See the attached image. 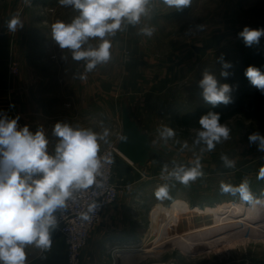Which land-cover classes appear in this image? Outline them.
I'll return each instance as SVG.
<instances>
[{"label": "rangeland", "instance_id": "374dc122", "mask_svg": "<svg viewBox=\"0 0 264 264\" xmlns=\"http://www.w3.org/2000/svg\"><path fill=\"white\" fill-rule=\"evenodd\" d=\"M78 14L72 7L62 6L59 0H30L27 4L25 0H0V36L15 37L11 66L13 62L19 74L14 77L22 74L26 83L36 79L43 86L49 83L59 86L49 88L48 92L43 90L44 98L52 93L60 104L69 103L70 117L84 121L87 130L95 128L94 132L103 133L107 129L109 135L106 142L100 141L99 153L116 148L117 167L131 168L135 179L121 186L120 195L128 209L127 230L147 235L132 242L140 246L148 239L143 251L146 255L121 256L114 249V260L117 257L119 264H264V211L255 219L228 213L230 215H224L227 222H233H222L219 226L216 222L221 221L222 216L216 219L212 215L182 213L174 226L163 213L155 216L160 209H170L176 200L190 208L201 209L226 203L254 206L255 203L244 202L239 194L222 193V182L238 186L247 179L254 198L264 201V179L257 178L264 166V152L248 140L254 131L264 135V113H239L227 120L224 125L231 129L230 139L218 143L212 151L201 152L205 146L194 143L200 127L187 129L178 125L185 116L213 108L203 100L198 86L204 71L214 74L220 83H229L236 92L247 89L244 99L264 95L244 75L249 65L264 73V37L258 45L246 47L238 36L245 26L264 28V0H191L188 7L167 15L153 13L147 22L138 26L136 43L117 37L119 31L107 37L112 45L111 59L91 72H85V61L73 60L71 52L61 49L52 38L55 22L71 23ZM13 15H18L24 25L16 32L7 28ZM145 26L155 29L151 37L139 34ZM99 43V39L89 41L93 47ZM132 53L136 59L131 61ZM221 56L232 64L227 79L220 75L223 71L219 62ZM144 58H148L158 72L171 67L173 83L160 90L148 86V91H143L147 99L137 103L141 87L129 75V67L144 64ZM82 74L87 78L81 80ZM94 94L101 97L96 119L91 117L89 107ZM232 97L234 102L233 94ZM109 100L118 105L113 114ZM124 106L131 113L130 121L139 139V163L130 161L119 151L125 136ZM165 125L176 132L175 137L167 141L159 136V129ZM185 141L188 148H182ZM222 155L234 160L235 168L226 167ZM197 156L204 173L197 180L184 185L175 178L162 179V174L167 175L162 173L165 165L169 172L177 166L189 168ZM164 184L169 186L170 198L158 200L154 192Z\"/></svg>", "mask_w": 264, "mask_h": 264}, {"label": "clouds", "instance_id": "9594fccd", "mask_svg": "<svg viewBox=\"0 0 264 264\" xmlns=\"http://www.w3.org/2000/svg\"><path fill=\"white\" fill-rule=\"evenodd\" d=\"M29 2L25 0L26 4ZM59 3L72 7L79 14L71 23L55 22L52 38L61 49L71 52L73 60L85 61V72H91L97 65L106 64L111 59L112 45L107 37L122 30V25L139 24L141 18L148 15L150 0H59ZM163 3L180 10L188 7L191 0H163ZM23 27L18 15H13L7 22L10 32ZM154 31V28L145 26L139 34L151 37ZM238 36L246 47L258 45L264 37V28L245 26ZM92 39H99L98 46L89 44ZM219 62L223 69L220 75L227 79L232 64L223 56L219 57ZM244 75L252 86L264 94V73L259 68L249 65ZM86 78L83 74L80 76L81 80ZM198 86L203 100L213 107L233 103V86L220 83L209 71L202 73ZM19 119V115L14 118L6 113L0 116V264H26L25 249L29 245L42 250L50 249V233L57 225L54 213L67 207V202L74 198V192L87 190L93 185L100 186L97 176L101 175L102 161L111 162L99 155L100 141L106 142L109 135L107 129L97 133L57 122L53 134L59 142L55 154L51 155L47 151L48 140L43 129L33 133L27 125L19 127ZM199 125L194 143L205 146L201 152L212 151L218 143L230 139L231 129L220 123L219 113L209 111L200 117ZM175 135L174 129L166 125L159 129V136L164 141ZM248 140L264 152V135L259 131L249 134ZM182 148H188L187 141ZM221 160L228 168L236 166V162L226 155H222ZM192 163V167L177 166L171 172L165 165L162 173L167 175L162 174V179L175 178L184 185L197 180L204 175L200 157L197 156ZM257 178L264 179V166ZM220 189L222 193L239 194L248 204L260 202L252 195L247 179L238 186L222 182ZM154 195L158 200L170 198L169 186H159ZM96 207L95 203L90 204L80 218L89 220V213Z\"/></svg>", "mask_w": 264, "mask_h": 264}, {"label": "crops", "instance_id": "0c3cea01", "mask_svg": "<svg viewBox=\"0 0 264 264\" xmlns=\"http://www.w3.org/2000/svg\"><path fill=\"white\" fill-rule=\"evenodd\" d=\"M45 2V0H43ZM52 8H54L52 6ZM148 15L141 18V22L135 26L122 25V30L116 35L120 39H124L127 43L134 44L137 39L138 26L141 23L147 22L148 18L153 13L167 15L168 13L175 11V8H170L163 3V0H150L148 5ZM15 46V37L13 36H0V116L7 114L9 117L14 118L19 115V123H26L29 125L31 132L35 133L38 129H43L45 136L48 140V148L55 154V147L59 142V138L53 134L54 126L57 122L62 124H68L73 128L86 129L84 121L80 122L79 118H71L70 113L67 110L71 105L64 102L59 103L52 93H49L44 98L43 90L49 91V88L57 86L56 84H48L43 86L36 79L26 83L24 76L21 74L15 78L10 74L11 57L13 54V47ZM131 61L136 59L134 54H130ZM145 63L139 66L131 65L129 72L131 78L137 82L140 86V92L138 98L135 100L138 102H145L147 96H143V91H148L146 88H155L160 90L172 85L173 79L170 77L171 72L166 69H162L159 72L157 68L149 63L148 58H144ZM131 63V62H128ZM184 68H187L184 66ZM188 72L187 70H185ZM139 76V79L137 78ZM152 77V79H150ZM158 77V78H157ZM145 80H149L146 84ZM59 87V86H57ZM101 86L98 90L100 92ZM154 89V90H155ZM99 98L98 100H96ZM100 95L94 94L93 100L91 99V117L96 119V107L100 111ZM133 99V98H132ZM11 105V107H10ZM110 113L113 114V110L118 107L117 102L112 100L108 101ZM61 112V115L60 113ZM123 117L127 115L132 119L131 113L128 109L123 107ZM91 131H95V128H91ZM131 168L126 166L125 168L118 167L116 171V181L121 187L124 183L132 182L135 177L132 175ZM122 192V190H121ZM127 206L123 198H119V202L105 210L103 220L91 233L89 243L82 252V264H119L117 257L114 260L112 256V250L116 246L123 244H133V240H136L142 236H147L143 232L139 234H133L126 228L127 220ZM52 239V245L50 249L42 250L36 248L34 245H29L25 251L27 254L26 264H68L67 246L64 240L60 236L52 237V231L50 233ZM117 250V249H115ZM119 254V253H117ZM121 256L127 255V253H120ZM131 255L130 253H128ZM128 257V255H127ZM134 258L133 256H129Z\"/></svg>", "mask_w": 264, "mask_h": 264}, {"label": "built area", "instance_id": "2783aa9c", "mask_svg": "<svg viewBox=\"0 0 264 264\" xmlns=\"http://www.w3.org/2000/svg\"><path fill=\"white\" fill-rule=\"evenodd\" d=\"M10 74L12 76L19 74L18 68L14 67L13 62ZM25 125L29 127L26 123H19L18 126ZM47 151L54 155L48 146ZM99 155L111 161L110 163L102 161L101 175L97 176L100 186L93 185L87 190L74 192V198L67 202V207L58 209L54 213L57 225L51 231L56 232V236L58 235L64 240L67 246L68 264H82V252L89 243L92 231L102 222L105 210L119 202L121 187L116 181L118 151L116 148H108ZM92 203L97 205L95 211L89 213V220H82L80 214L86 212ZM139 253L146 255L143 251Z\"/></svg>", "mask_w": 264, "mask_h": 264}, {"label": "bare ground", "instance_id": "6f19581e", "mask_svg": "<svg viewBox=\"0 0 264 264\" xmlns=\"http://www.w3.org/2000/svg\"><path fill=\"white\" fill-rule=\"evenodd\" d=\"M263 211H264V201H261V200H260L259 203H255L254 206H252V207H246V206H244L242 204H239V203H226V204H223V205L220 204V206L215 207V208H206V209H201L199 207L198 208H190L189 206L184 204L181 200H176L175 202H173V204H172L170 209H165V208L164 209H160V210H158L155 213V216L157 217V216H159V214L163 213V216L165 217V219H169L170 225H173V226L175 224H177V221L180 219V215L182 213H186V214L194 213V214H199L201 216H203V215H212V216L216 217V219H221L220 217L222 216L221 221H217L216 222L217 226H219V224L222 225L223 223L226 224V223L233 222V221H230V220H229V222H227L228 219H226L227 217L224 216V215H227L228 213H230L232 215L234 213H236V214H240L241 216H245L246 218H249V219H252V218L255 219V218H257V216L258 217L261 216L262 215L261 213ZM230 214H228V215H230ZM240 221H242V220H240ZM161 233H162V231H161ZM154 237H155V235H154ZM146 242H148V239L144 240L143 243L140 246H138V245L135 246V244H126L123 247H119V246H122V245H119V246H116L114 248L118 250L117 253H122V252L123 253H131L133 256H137L140 251H145L146 250L145 249L147 247V243ZM174 243H176V242H174ZM186 246H187V244H186Z\"/></svg>", "mask_w": 264, "mask_h": 264}, {"label": "trees", "instance_id": "16d2710c", "mask_svg": "<svg viewBox=\"0 0 264 264\" xmlns=\"http://www.w3.org/2000/svg\"><path fill=\"white\" fill-rule=\"evenodd\" d=\"M247 90V89H245ZM245 90H240L236 92L233 90L234 102L231 105L216 106L210 110L200 109L194 114L183 117L178 121V125L181 128H194L200 127L199 119L201 116L206 115L209 111L216 112L220 114V123L224 124L227 120L231 119L233 116L239 113L259 114L264 113V95H261L258 99L249 100L244 99Z\"/></svg>", "mask_w": 264, "mask_h": 264}, {"label": "water", "instance_id": "95a60500", "mask_svg": "<svg viewBox=\"0 0 264 264\" xmlns=\"http://www.w3.org/2000/svg\"><path fill=\"white\" fill-rule=\"evenodd\" d=\"M123 123L125 126V136L127 139H123V141L120 144L119 151L125 155L130 161L134 163L141 162L139 160V146L138 141L139 139L135 135L134 132H136L133 127L132 123L130 121V118L127 115H124L123 117ZM52 237L56 236V232H52Z\"/></svg>", "mask_w": 264, "mask_h": 264}]
</instances>
